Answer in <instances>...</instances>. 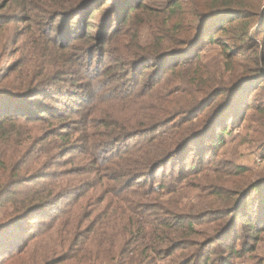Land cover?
I'll return each instance as SVG.
<instances>
[{
	"label": "rangeland",
	"instance_id": "rangeland-1",
	"mask_svg": "<svg viewBox=\"0 0 264 264\" xmlns=\"http://www.w3.org/2000/svg\"><path fill=\"white\" fill-rule=\"evenodd\" d=\"M19 1L0 0V226L26 208L29 196L43 193L49 184L61 199L54 204L60 211L44 209L48 215L34 219L33 235L22 251L3 255L0 264H120L121 259L108 254H115L120 244L124 251H130L136 236L130 233L123 242L131 222L124 219L125 207L113 192H118L125 179L104 176L112 146L110 136L105 135L136 129L130 123L133 105L120 104L122 99L115 95L132 92L127 89L139 77L132 76V66L128 74L116 69L109 53L99 50V54H91V46L101 47L106 42L104 14L89 19L91 22H86L85 16L82 24L78 16L73 34L64 38L69 34L65 13L54 21L50 12L54 6L37 10L28 1L27 6H17ZM254 4L257 13L246 21V50L238 55L246 57L226 59L223 45L205 44L198 62L191 61L178 70L181 77H192L199 65L203 72L218 73L228 84L248 62L245 80L250 85L237 95L239 98L244 93L239 98L244 103L239 117L228 126L224 145L203 171L186 175L177 192L162 197L152 193L145 203L149 210L157 203L168 213L195 217L196 233L190 239L196 242L212 240L231 224L237 234H243L242 243L239 238L236 243L239 254L231 258L233 264H264V223L256 224L253 234L242 218L236 219L238 205L248 199L247 209L253 210L260 202L259 192L249 188H264V88H259L264 85V32L258 28L264 23V0ZM88 33L92 39L87 38ZM71 36L79 38L71 40ZM220 39L227 40L223 35ZM255 65L259 70H253ZM33 85L39 90L31 91ZM98 96L101 102L111 101L112 106L100 103L95 112L90 105ZM34 101L44 112L33 110ZM5 110L27 116H6ZM109 116L117 118L119 125L99 127L101 121H112ZM96 139L101 140L92 144ZM249 182L254 184L246 187ZM110 187L115 188L111 193L107 190ZM236 199L241 203H235ZM217 246L216 253H222L221 245ZM192 249L188 245L171 250L156 264H167V260L182 252L188 255Z\"/></svg>",
	"mask_w": 264,
	"mask_h": 264
},
{
	"label": "trees",
	"instance_id": "trees-1",
	"mask_svg": "<svg viewBox=\"0 0 264 264\" xmlns=\"http://www.w3.org/2000/svg\"><path fill=\"white\" fill-rule=\"evenodd\" d=\"M27 1L37 10L54 6L50 10L55 15L54 21L65 13L69 34L64 38L73 34V23L79 17L82 24L85 16L89 22V19L96 20L104 14L107 20L102 25L106 42L101 47L91 46V54L97 55L99 50L102 54L109 53V59L117 63L116 69L128 74L132 66V76L139 77L127 89H133L132 92L115 95L122 99L120 104L133 105L130 123L136 129L133 132L122 129L119 133L105 135L110 136L112 146L110 159L104 163L107 166L109 163V166L103 170L108 180L125 179L118 192H113L114 187L107 190L117 196L129 213L124 214V219L131 225L123 235V242L130 233L136 237L130 251H124L120 244L118 251L108 256L121 259L120 264H156L167 252L182 250L189 245L194 249L188 255L182 252L178 258L174 256L167 260V264H174L175 260V264H233L231 258L239 254L236 243L243 234H237L231 224L210 242H196L190 239V235L196 233L195 217L188 213H168V209L157 203H153L149 210L145 203L152 193L162 197L165 193L177 192L186 175L196 176L203 171L207 164L213 163L217 151L224 145L228 126L239 117L244 103L243 98L239 99L244 93L239 98L237 95L250 85L249 80H245L249 76L248 62L244 63L246 66L242 73L228 84L218 73L203 72L199 65L191 73L192 77L188 74L181 77L178 70H182L186 63L198 62L205 44L223 45L226 59L246 57L238 56L246 50V21L252 20L251 17L257 13L254 3L260 0H158V3L155 0H20L17 6H27ZM89 25L95 27L91 23ZM258 28L263 29L259 32H264V23ZM222 35L227 40L220 39ZM77 38L71 36L70 39ZM87 38L92 39L93 36L88 33ZM251 51L255 52L256 48ZM257 65L253 70H259ZM259 88H264V85ZM30 89L39 90L36 85ZM94 99L95 103L90 107L94 106L95 112L101 108L100 103L112 106L111 101L101 102L100 96ZM36 103L33 102V110L44 112ZM19 112L5 110L4 113L6 116H27ZM110 119L111 122L99 120V127L119 125L117 118ZM100 140L96 139L92 144ZM253 184L249 182L246 187ZM249 189L259 192L260 202L257 201L253 210H249L246 198V202L237 206L236 219L242 218L243 224L256 234V224L264 223V188L254 185ZM138 191V196H135ZM56 194L54 185L50 187L49 184L43 193L35 192L29 196L24 205L26 208L0 226V258L22 251L33 235L34 219L48 215L47 211L42 212L44 209L60 211L54 207L61 199ZM236 202L241 203L238 199ZM217 245L223 248L222 253H216ZM213 250L215 256L212 255Z\"/></svg>",
	"mask_w": 264,
	"mask_h": 264
}]
</instances>
